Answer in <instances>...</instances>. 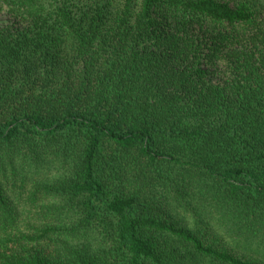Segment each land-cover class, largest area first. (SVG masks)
<instances>
[{
  "label": "trees",
  "instance_id": "obj_1",
  "mask_svg": "<svg viewBox=\"0 0 264 264\" xmlns=\"http://www.w3.org/2000/svg\"><path fill=\"white\" fill-rule=\"evenodd\" d=\"M0 11V264H264V0Z\"/></svg>",
  "mask_w": 264,
  "mask_h": 264
},
{
  "label": "rangeland",
  "instance_id": "obj_2",
  "mask_svg": "<svg viewBox=\"0 0 264 264\" xmlns=\"http://www.w3.org/2000/svg\"><path fill=\"white\" fill-rule=\"evenodd\" d=\"M8 22H9L8 15L5 12L0 11V25H4ZM18 27L21 28L20 26H18Z\"/></svg>",
  "mask_w": 264,
  "mask_h": 264
}]
</instances>
